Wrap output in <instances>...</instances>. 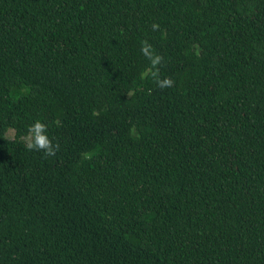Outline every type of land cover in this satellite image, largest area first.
I'll use <instances>...</instances> for the list:
<instances>
[{"label": "trees", "instance_id": "16d2710c", "mask_svg": "<svg viewBox=\"0 0 264 264\" xmlns=\"http://www.w3.org/2000/svg\"><path fill=\"white\" fill-rule=\"evenodd\" d=\"M0 264H264V0H0Z\"/></svg>", "mask_w": 264, "mask_h": 264}, {"label": "clouds", "instance_id": "9594fccd", "mask_svg": "<svg viewBox=\"0 0 264 264\" xmlns=\"http://www.w3.org/2000/svg\"><path fill=\"white\" fill-rule=\"evenodd\" d=\"M152 31L160 30L158 23L151 25ZM141 54L149 61L150 67L146 70L145 75L151 74L154 78L156 85L161 88H169L175 85V81L170 77L160 78V66L163 63V56L157 54L152 45L144 40L140 46ZM23 141L25 148L28 151H40L43 152L45 157L55 156L60 149V144L53 143V140L48 135V126L41 120L37 119L34 123L28 126L26 133L20 137Z\"/></svg>", "mask_w": 264, "mask_h": 264}, {"label": "rangeland", "instance_id": "374dc122", "mask_svg": "<svg viewBox=\"0 0 264 264\" xmlns=\"http://www.w3.org/2000/svg\"><path fill=\"white\" fill-rule=\"evenodd\" d=\"M8 137H9V138H14V132H13V131H10V132L8 133Z\"/></svg>", "mask_w": 264, "mask_h": 264}]
</instances>
